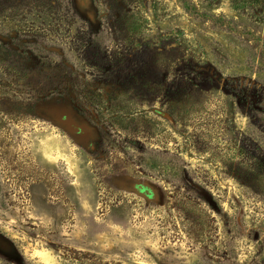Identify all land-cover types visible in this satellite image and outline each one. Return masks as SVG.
I'll use <instances>...</instances> for the list:
<instances>
[{
    "label": "rangeland",
    "instance_id": "1",
    "mask_svg": "<svg viewBox=\"0 0 264 264\" xmlns=\"http://www.w3.org/2000/svg\"><path fill=\"white\" fill-rule=\"evenodd\" d=\"M0 264H264V0H0Z\"/></svg>",
    "mask_w": 264,
    "mask_h": 264
}]
</instances>
